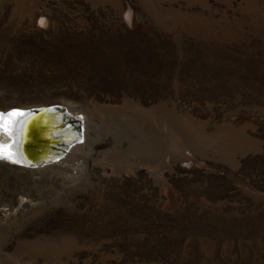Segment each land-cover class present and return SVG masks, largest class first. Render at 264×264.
<instances>
[{
	"label": "rangeland",
	"instance_id": "obj_1",
	"mask_svg": "<svg viewBox=\"0 0 264 264\" xmlns=\"http://www.w3.org/2000/svg\"><path fill=\"white\" fill-rule=\"evenodd\" d=\"M52 105L83 137L0 160V264H264V0H0V111Z\"/></svg>",
	"mask_w": 264,
	"mask_h": 264
},
{
	"label": "water",
	"instance_id": "obj_2",
	"mask_svg": "<svg viewBox=\"0 0 264 264\" xmlns=\"http://www.w3.org/2000/svg\"><path fill=\"white\" fill-rule=\"evenodd\" d=\"M6 113L10 114L9 119L16 118L21 121L18 124L21 132L20 140L16 144L22 148V151L16 152L15 156L21 155L22 160L12 161L21 167L34 169L57 162L69 151L72 143L80 141L83 137V122L80 117H75L66 107L61 105L29 107V109L24 110L12 109ZM33 119L53 121L48 125H54V119H57L54 128L44 132L42 139L39 138L41 142L35 149L32 147L33 144L28 142L32 138V134L29 135L28 130L29 128L31 131L33 129L29 125L26 127L28 122ZM5 123L6 127H9L8 123ZM24 128L27 130V132L25 130V135H23ZM74 137L75 140L73 141ZM11 146L13 145L10 144L7 148H11ZM26 147L30 148L31 152L26 150Z\"/></svg>",
	"mask_w": 264,
	"mask_h": 264
},
{
	"label": "bare ground",
	"instance_id": "obj_3",
	"mask_svg": "<svg viewBox=\"0 0 264 264\" xmlns=\"http://www.w3.org/2000/svg\"><path fill=\"white\" fill-rule=\"evenodd\" d=\"M12 109H29V107H20V108H9L8 110L6 111H0L2 113H6L8 112L9 110H12ZM25 117V116H23ZM16 119V118H15ZM57 119H54V123L57 124ZM8 123L9 125V120L8 121H4V130L0 131V145H3V147H0V160L2 159H5L11 163H13V148H7V146H9L10 144L11 145H17L16 142L20 140V135H21V132L19 131V125H15V129H16V135H15V139L9 134V132L7 131V128L6 127V123ZM45 122V124H43ZM53 121H48V120H38V119H33L31 122H28L29 124L26 125V127L31 126V128L33 129L31 131V129L29 128L28 130V133L30 135V133L32 134V138L29 139L28 142H30V144H33L32 147L33 149H35L37 146H39L40 144V139H42L43 137V134L44 132L46 133V131H49L50 129H53L54 128V125H48L50 123H52ZM84 129V128H83ZM26 128H24V134L27 132H25ZM10 135V137H9ZM4 136L7 137L8 141H4ZM73 141L75 140V137L72 139ZM23 141V140H22ZM22 143V142H21ZM75 144V143H74ZM73 143L70 145L71 147L74 145ZM29 152H31L30 148L26 147ZM22 148L20 147L19 150L20 152L22 151L21 150ZM33 153V152H32ZM15 160H22V156L21 155H17L15 156ZM17 165V164H16Z\"/></svg>",
	"mask_w": 264,
	"mask_h": 264
},
{
	"label": "snow or ice",
	"instance_id": "obj_4",
	"mask_svg": "<svg viewBox=\"0 0 264 264\" xmlns=\"http://www.w3.org/2000/svg\"><path fill=\"white\" fill-rule=\"evenodd\" d=\"M9 117L10 114L0 112V131L4 130V121L9 120V127L7 128V131L15 139V135H16L15 125L21 123V121L18 119H9ZM0 147H3V145H0ZM11 147L13 148V162H16L15 155L16 152L19 151V145H13Z\"/></svg>",
	"mask_w": 264,
	"mask_h": 264
}]
</instances>
